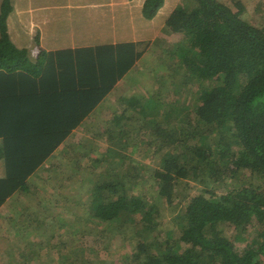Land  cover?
Masks as SVG:
<instances>
[{"label": "trees", "instance_id": "obj_1", "mask_svg": "<svg viewBox=\"0 0 264 264\" xmlns=\"http://www.w3.org/2000/svg\"><path fill=\"white\" fill-rule=\"evenodd\" d=\"M106 1L118 26L132 21L138 42L47 50L34 37L19 46L8 31L12 0H3L0 210L18 192H32L34 173L134 68L142 43L165 29L183 35L163 55L176 60V74L147 94L123 97L124 110L109 124L115 148L98 160L112 174L90 188L83 232L131 233L132 252L109 264H264V23L245 18L243 0ZM129 131L138 134L132 151L125 150ZM142 142L148 162L133 156ZM13 203L28 220L13 236L18 255L0 264H35L53 238L62 243L54 245L57 264H93L83 237L66 242L75 235L68 224L55 232L40 220L51 208L45 200L33 218L30 203ZM165 207L175 213L168 221Z\"/></svg>", "mask_w": 264, "mask_h": 264}, {"label": "rangeland", "instance_id": "obj_2", "mask_svg": "<svg viewBox=\"0 0 264 264\" xmlns=\"http://www.w3.org/2000/svg\"><path fill=\"white\" fill-rule=\"evenodd\" d=\"M32 1L37 2V4L46 5L48 20L46 21L47 25L43 27L44 37L50 44H54L52 35L55 33L58 25L60 28H71V23L65 16L71 13L72 7L70 5L66 6L64 4L65 0ZM71 1L72 0H70V2ZM221 1H226L228 4L233 2V0ZM243 1L244 4L246 3V11L244 12L245 18L250 22L260 25L263 24L264 0ZM2 2L3 0H0V11ZM14 2L15 0H12V4ZM31 13L32 12L29 11V14ZM29 14L23 16V18H25L23 22L25 27V24H28L30 21H26V19L31 18ZM11 18L17 20L18 15L12 11L8 18V31L9 34L12 35V29L15 27V24L12 22ZM29 23L33 24L31 21ZM29 28L32 29L31 26H27L25 30L30 34ZM119 28H122L123 31L125 30L123 25H120ZM61 31L65 32L67 30L62 29ZM35 32L36 31L33 30L32 35H34ZM182 37L183 35L180 33H172L163 29L159 33H156L151 40L142 43V48H140V50L143 51V53L132 69L130 76L126 81H120L115 85L98 109L59 146L53 156L46 161L45 165L34 173L32 176V192L28 195H23L18 192V195L16 194L17 196L9 199L1 208L0 261H9L13 256L15 257L18 255L16 253L18 251L17 244L19 243L13 236L20 226L23 227V225L27 224L28 219L23 221L21 218L22 215L25 214V211L17 204L13 203V200L16 198H18V201L31 204L32 208L30 214L33 215L32 218L34 215H38V211L42 210L38 203L41 199L45 200L47 205L50 204L51 208L49 214L47 217L42 216L40 220L49 223V229H56L55 232H59V229H64L62 228L64 225H72L71 227L67 225V229L69 233H74L76 236L71 235L69 239H66V242H71L74 238L78 240L80 236L83 237L80 243L86 248L85 256L88 257V260L93 261V264H99L98 262L103 260L107 261H103V264H109L115 258L121 257L122 253L126 254L132 252L130 243L131 233L124 234L118 230L116 231V229H113V231H105V233L98 232L96 234L92 232H83L86 222H81L80 219L86 218L84 214H87L84 213L85 209H83V203L89 200L90 188L94 182H97L101 178L111 177L112 173L108 174L105 172L106 165L98 160L104 159L109 149L115 148L114 145H116V142L114 137L117 135L115 132H112L114 129L110 127L109 124L115 113L121 114L124 110L123 97H129L130 94L134 92L147 94L148 91L151 92L153 89H158L159 86H161L160 83L163 84L165 80H169L168 78H172L171 76L176 74V64H174L176 60L169 57L165 58L164 54L166 50L171 52L176 48ZM159 63H163L162 66ZM180 77V75H177L178 79ZM187 85L190 86L192 90L191 93L196 94L198 90L196 85L192 81ZM129 129L132 128L129 127ZM141 133L142 135H146L145 131ZM126 137L125 150L132 151L130 143H132L133 137H138V134H133V131H129V133H126ZM145 151H147V146L145 142H142L140 149L135 152L133 156L138 157L142 162H148L144 154ZM146 189L149 193H153L150 185H148ZM53 199L54 203H51ZM166 209L167 207L163 208L164 211H162L163 219L168 221L173 217V212L171 210L167 211ZM173 214L175 215V213ZM77 228H80L81 231H78ZM224 230L226 231L224 234L234 240L233 236L236 233L234 227L227 226ZM53 239L54 240H51L45 248L42 258L35 259V264H57V262H55L57 257L56 247H60L62 243L55 241V238ZM35 240L37 239L33 241ZM35 246L36 245H34V247ZM70 259L75 260V257H70ZM62 261L71 264L69 263V259H64Z\"/></svg>", "mask_w": 264, "mask_h": 264}, {"label": "crops", "instance_id": "obj_3", "mask_svg": "<svg viewBox=\"0 0 264 264\" xmlns=\"http://www.w3.org/2000/svg\"><path fill=\"white\" fill-rule=\"evenodd\" d=\"M64 4L66 6L70 5L72 10L74 9L73 11L71 10L70 14L65 16L71 23V28H60L58 25L55 33L52 35L54 44H50L45 39L43 32V27L47 25L46 21L48 20L46 5L37 4V2L32 0H15L13 11L18 15V19L13 20L11 18L15 24V27L12 29V35L10 34L13 41L17 42L19 46H25L34 37H38L44 48L47 50H57L105 43L138 42L140 39L139 35L135 36L131 20L128 19L120 22V25H123L125 29L124 31L122 28H119V22L114 18L113 5L111 6V3H108L106 0H72L71 2L70 0H65ZM29 11L32 13L29 14ZM26 14H29V17H31L26 19V21L30 20L33 22V24L29 23L30 21L28 24H25L26 27H32V29L29 28L30 34L25 30L26 27L23 23L25 21L23 16ZM95 27L98 28L95 29ZM62 29H66L67 31L62 32ZM33 30L36 31L34 35H32ZM131 72L132 70L120 81H126ZM4 173L5 167H3V163L0 161V177Z\"/></svg>", "mask_w": 264, "mask_h": 264}]
</instances>
